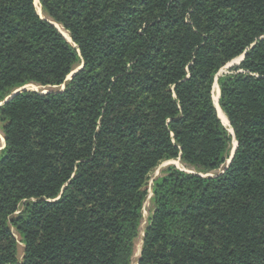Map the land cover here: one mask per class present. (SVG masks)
Returning a JSON list of instances; mask_svg holds the SVG:
<instances>
[{
  "label": "trees",
  "instance_id": "obj_1",
  "mask_svg": "<svg viewBox=\"0 0 264 264\" xmlns=\"http://www.w3.org/2000/svg\"><path fill=\"white\" fill-rule=\"evenodd\" d=\"M39 3L71 42L0 0V102L63 85L0 105V264H131L153 168L232 139L153 181L137 264H264V0Z\"/></svg>",
  "mask_w": 264,
  "mask_h": 264
},
{
  "label": "rangeland",
  "instance_id": "obj_2",
  "mask_svg": "<svg viewBox=\"0 0 264 264\" xmlns=\"http://www.w3.org/2000/svg\"><path fill=\"white\" fill-rule=\"evenodd\" d=\"M35 10L36 12L42 17V18H45V19H48L50 20L51 22H53L52 19H50L45 13L44 11L42 10L41 8V5L39 3V0L37 2V0H35ZM57 26V28L62 32L63 36L69 40V35L66 31H64L62 29V26L59 24H55ZM71 42V41H70ZM241 61V55L240 57L237 56L235 58H233L232 60H230L229 62H227L225 65H223L216 73L215 75V80H214V83H216V85L218 86V83H217V78L222 75V74H225L229 71L230 67H232L233 65H237L239 64V62ZM81 66V65H80ZM79 67V66H78ZM76 69V68H75ZM69 79V78H67ZM24 87L26 89H30V90H36V91H54V90H61L63 89V85H60V86H49V87H43V86H39L38 84H34V83H28V84H25ZM20 88V87H18ZM17 88V89H18ZM15 89V90H17ZM25 89V90H26ZM219 89V87H218ZM14 90V91H15ZM220 90V89H219ZM21 91V90H19ZM18 91V92H19ZM220 93V91H219ZM219 95V94H218ZM219 100V98H218ZM219 104V103H218ZM224 113V112H223ZM227 118V117H226ZM228 121V120H227ZM228 124H229V121H228ZM230 126V125H229ZM224 127L228 130V128L224 125ZM232 130V129H231ZM229 133H231V131L228 130ZM232 134V133H231ZM1 135H2V132H1V123H0V149L3 147V144H4V141L1 140ZM3 136V135H2ZM233 140L232 139V142L230 143V150H229V157L230 155L232 154V151H233V148H234V145H233ZM3 142V144H2ZM229 158L226 159L225 163L218 169L216 170H212V171H209V172H202L200 169H197L193 166H190V165H187L185 163H183L179 158L177 159H170V160H164V161H161L157 166H155L153 168V170L149 173V179H148V183H147V190H148V195H147V198L143 204V208H142V220H141V223H140V226H139V233H138V236L137 238L135 239V249H134V254H133V257H132V263L131 264H137V259L139 257V251L141 249V245H142V237H143V233H144V228L146 226V223H147V218L149 217L151 211H152V184H153V181L160 177L161 175L164 174V172L167 170L168 167L170 166H174L176 168H179V169H182L184 171H188V172H194V173H199V174H202L203 176H207V174H217V173H221L223 171V169L225 168L226 164H227V160ZM22 208V205L20 206V209ZM14 235L16 236L17 240L19 241L18 242V254L19 256L22 255V251H23V244L20 242V236L14 231ZM139 250V251H138ZM138 252V253H137Z\"/></svg>",
  "mask_w": 264,
  "mask_h": 264
},
{
  "label": "bare ground",
  "instance_id": "obj_3",
  "mask_svg": "<svg viewBox=\"0 0 264 264\" xmlns=\"http://www.w3.org/2000/svg\"><path fill=\"white\" fill-rule=\"evenodd\" d=\"M37 2H38V0H37ZM53 23L57 24L55 22H53ZM69 40H70V36H69ZM218 87L219 86H217L216 83L213 84V86H212V99H213L214 105L216 106V110H217V113H218V116H219L220 120L222 121L223 125H225L228 128L229 131H231V128H230V126L228 124V121H227L228 119L226 118V115L223 113V111L221 110V108H220V106L218 104V94H219V91H220L218 89ZM1 140L3 141L2 135H1ZM235 143H236V141L233 140V145L234 146H235ZM2 144H3V142H2Z\"/></svg>",
  "mask_w": 264,
  "mask_h": 264
},
{
  "label": "water",
  "instance_id": "obj_4",
  "mask_svg": "<svg viewBox=\"0 0 264 264\" xmlns=\"http://www.w3.org/2000/svg\"><path fill=\"white\" fill-rule=\"evenodd\" d=\"M51 24H53L55 27H56V25L53 23V22H51ZM57 28V27H56ZM58 29V28H57ZM58 31L62 34V32L58 29ZM63 35V34H62ZM67 41H71V38H70V40H67ZM243 57H244V53L241 55V60L243 59ZM82 67V64H81V66H79V67H77L76 69H74L67 77H66V79L67 78H71L75 73H76V71L77 70H79L80 68ZM24 89H26L25 87H24V85L23 86H21L20 88H18L17 90H15V91H13L12 92V94H10L7 98H5L2 102H0V105L3 103V102H5V101H7L8 100V98H10V97H12L15 93H17L19 90H24ZM45 92H48V91H42L41 93H45ZM218 98H219V95H218ZM215 108H216V106H215ZM231 133H232V130H231ZM3 141H4V137H3ZM236 145H237V143H235V146H234V148H233V151H232V154L230 155V157H229V159L227 160V164H226V166H225V168H227L228 167V165L230 164V162H231V159H232V157H233V154H234V151H235V148H236ZM3 147H4V144H3ZM224 168V169H225ZM199 175H202V174H199ZM207 176H214V174L212 175V174H207ZM142 235H144V233L142 234ZM140 251H141V249H140ZM140 251H139V254H140Z\"/></svg>",
  "mask_w": 264,
  "mask_h": 264
}]
</instances>
